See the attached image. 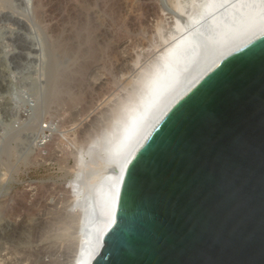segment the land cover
Segmentation results:
<instances>
[{
	"label": "water",
	"instance_id": "water-1",
	"mask_svg": "<svg viewBox=\"0 0 264 264\" xmlns=\"http://www.w3.org/2000/svg\"><path fill=\"white\" fill-rule=\"evenodd\" d=\"M201 1L199 22L183 19L199 27L140 91L107 166L119 163L191 73L264 21V0ZM109 191L104 180L83 198L87 252L109 212ZM90 264H264V31L154 125L125 169L114 223Z\"/></svg>",
	"mask_w": 264,
	"mask_h": 264
},
{
	"label": "rangeland",
	"instance_id": "rangeland-1",
	"mask_svg": "<svg viewBox=\"0 0 264 264\" xmlns=\"http://www.w3.org/2000/svg\"><path fill=\"white\" fill-rule=\"evenodd\" d=\"M170 1L0 0V264H74L76 192L186 18Z\"/></svg>",
	"mask_w": 264,
	"mask_h": 264
},
{
	"label": "bare ground",
	"instance_id": "bare-ground-1",
	"mask_svg": "<svg viewBox=\"0 0 264 264\" xmlns=\"http://www.w3.org/2000/svg\"><path fill=\"white\" fill-rule=\"evenodd\" d=\"M195 1V0H194ZM198 1V0H197ZM193 2V1H192ZM191 2V8L194 9V12L190 14H186L185 10L186 6H183L179 0H172L170 1V4L172 3L173 8L177 13H183L186 15V22L190 21L191 23H198L199 20L197 17L198 7H202L201 4L202 1L199 0L198 4L194 7L195 4H192ZM196 2V1H195ZM194 2V3H195ZM187 4V3H186ZM185 4V5H186ZM234 3H231L229 6H232ZM188 6V5H187ZM228 6V7H229ZM188 8V7H187ZM189 9V8H188ZM187 9V11H188ZM197 10V11H196ZM213 17V16H212ZM212 17H210L207 20H211ZM179 19L174 20L175 24H173V29L170 32V36H168V39L166 40L169 43L167 44L166 48L153 60V62L150 64V66H147L143 71H141V74H138V79L136 81V86L133 87L134 90H130V98L128 97V101L124 103L123 105L120 104L119 110L116 109L114 112H118L114 120L112 119V125H110V128L108 129V133L105 135L103 140L101 141L99 145V153L98 154V167L94 170L87 173L84 176V182L81 184L78 188V191L76 192V195L80 198V204L81 208V218H80V224H79V232L81 230L82 225L84 224L85 219V210L86 206L83 204V198L85 195H87L92 189H94L96 186L101 184L104 180L110 181V191H109V202H110V209L105 219H103L99 224V232L95 239L94 248L92 250H89L87 252L88 246H86L83 242L85 239V234L81 233V244L79 249H77L78 253L74 259V264H90L97 252L99 251L104 236L109 231V229L112 227L114 223V217L117 210V203L119 199V193H120V187L121 183L124 177L125 169L132 159L134 153L137 151V149L140 147V145L143 143L147 135L150 133L154 125L160 120V118L164 115V113L169 109V107L186 91H188L195 83H197L201 77H203L212 67H214L222 58H224L229 53L233 52L237 48H239L241 45L245 44L247 41L251 40L255 36H257L259 33L264 31V21L258 25L253 31H251L246 36L240 38L238 42L231 44L228 48L225 50L220 51L218 54L214 55L209 61H207L204 65L200 66L197 70H195L193 73H191L183 82L181 87L173 94L171 95L166 102L162 105L160 110L151 118L149 122H147L145 128L142 130L140 135L136 138V140L129 146L128 150L126 151L125 155L120 159L118 164H115L114 166H107L109 164L108 159L106 157V153L108 152V155H110L109 151L113 149L114 140L116 136L119 133V129L121 127H124L126 122L132 117L134 111L137 110L139 106V101L141 98V90H144L148 82L152 80L154 77L156 71L159 70L160 65L162 61L165 59V57L168 55V53L172 50V48L178 44L183 39L187 38L192 31H195L199 25L193 26L194 24L190 23L187 25V23H184L180 17ZM166 39V38H165ZM132 87V89H133ZM132 92V94H131ZM126 101V100H125ZM122 105V106H121ZM115 114V113H114ZM82 256H84V262H82Z\"/></svg>",
	"mask_w": 264,
	"mask_h": 264
}]
</instances>
